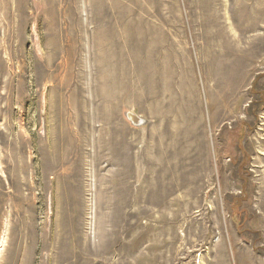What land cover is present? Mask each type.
I'll list each match as a JSON object with an SVG mask.
<instances>
[{
    "label": "rangeland",
    "instance_id": "1",
    "mask_svg": "<svg viewBox=\"0 0 264 264\" xmlns=\"http://www.w3.org/2000/svg\"><path fill=\"white\" fill-rule=\"evenodd\" d=\"M0 264H264V0H0Z\"/></svg>",
    "mask_w": 264,
    "mask_h": 264
},
{
    "label": "bare ground",
    "instance_id": "2",
    "mask_svg": "<svg viewBox=\"0 0 264 264\" xmlns=\"http://www.w3.org/2000/svg\"><path fill=\"white\" fill-rule=\"evenodd\" d=\"M228 93H227V97L223 101H222V99L224 98L225 93L221 94V95H223V96H221V101H214L213 105L209 104L210 113L212 111H214V109L217 110V113L215 115H213V112H212V116H211V119H210V125L211 126H216L219 122H221V121H223L225 119V114L223 112L224 106L229 104V103H231V101L233 102L236 99L234 93H232L230 91H228ZM199 132L202 135L201 126H200ZM200 148H201V146H200ZM168 155H169V153L165 154V158L166 159H167ZM166 167H167V165H166ZM161 227L162 226H160L156 230H159Z\"/></svg>",
    "mask_w": 264,
    "mask_h": 264
}]
</instances>
